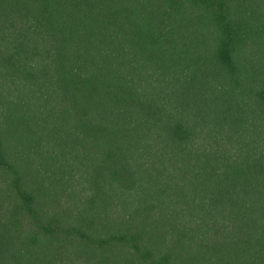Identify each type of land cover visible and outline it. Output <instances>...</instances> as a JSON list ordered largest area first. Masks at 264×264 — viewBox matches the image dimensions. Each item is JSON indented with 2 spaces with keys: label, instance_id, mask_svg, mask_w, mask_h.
I'll return each mask as SVG.
<instances>
[{
  "label": "trees",
  "instance_id": "trees-1",
  "mask_svg": "<svg viewBox=\"0 0 264 264\" xmlns=\"http://www.w3.org/2000/svg\"><path fill=\"white\" fill-rule=\"evenodd\" d=\"M0 264H264V0H0Z\"/></svg>",
  "mask_w": 264,
  "mask_h": 264
}]
</instances>
